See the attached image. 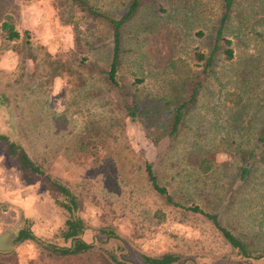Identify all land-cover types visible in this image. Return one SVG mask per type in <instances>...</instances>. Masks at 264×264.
I'll list each match as a JSON object with an SVG mask.
<instances>
[{
    "label": "rangeland",
    "instance_id": "1",
    "mask_svg": "<svg viewBox=\"0 0 264 264\" xmlns=\"http://www.w3.org/2000/svg\"><path fill=\"white\" fill-rule=\"evenodd\" d=\"M89 2L104 9L118 0ZM219 8V0L146 3L123 30L119 87L109 88L97 72L107 63L110 40L100 21L70 0H0V21L8 14L18 31L14 40L0 31V91L15 125L11 130L0 115V136L74 195L71 213L86 225L82 237L94 246L77 261L102 264L96 256L110 249L133 264H147L142 253L163 252L175 255L172 264H264V255H240L205 215L166 203L144 168L150 162L180 202L215 212L230 229L257 231L254 240L264 247V161L236 191L227 184L238 163L235 148L251 143L262 114L264 40L257 33L264 29V0H234L225 31L232 54L216 58L170 145L165 136L154 144L124 108L133 93L142 100L162 97L172 80L201 67L198 54L209 49ZM24 29L33 56L19 42ZM196 151L214 156L208 175L192 167ZM61 196L42 173L21 170L0 138V230L28 226L42 239L59 240L55 232L66 214L56 203ZM8 252L0 264H26L37 247L17 240Z\"/></svg>",
    "mask_w": 264,
    "mask_h": 264
},
{
    "label": "trees",
    "instance_id": "2",
    "mask_svg": "<svg viewBox=\"0 0 264 264\" xmlns=\"http://www.w3.org/2000/svg\"><path fill=\"white\" fill-rule=\"evenodd\" d=\"M70 1L82 11L83 15L100 21L106 27L110 39L108 44V59L105 66L98 67L97 72L99 73V78L106 84V87H119L115 73L121 59L123 30L127 25L132 23V19L146 3L153 2L154 0H118L116 4L111 5V3H109L108 7H105L106 9L91 5L89 0ZM233 3L234 0H219L220 12L216 17L215 23L211 27L209 49L206 53L198 54L199 58H203L200 68L190 70L176 80H172L168 85L169 91L164 93L162 97L158 96L155 99L149 97L142 100L136 93H133L128 103L124 104L126 113L131 118H136L141 122L145 135L149 137L154 144H157L158 140L164 136L167 138V141H169V145L172 143L184 124L187 111L195 103L199 89L207 76H209L212 71L214 72L213 66L216 62V58L220 53L226 58L231 56L232 49L225 44L230 42V39L225 37V31L230 19ZM140 24L142 28H145L146 23L141 21ZM0 31L7 39L14 40L18 37V31L13 28L8 14H5L0 21ZM23 32L19 42H22L33 56L27 29H24ZM257 34H261V38L264 40V29ZM51 63L55 62L52 60ZM56 64L57 63L53 66L57 68ZM243 100L244 99L238 94L236 105L240 106V110L244 107ZM261 106L262 114L260 120L255 125L251 143L245 147L235 148L238 155V163L233 170L232 178L227 183L228 188H233V191H236L239 185L251 179L252 173L257 167V162L264 161V104ZM159 118L162 119L159 120ZM0 138L4 143L6 152L16 155L21 170L28 169L30 172L42 173L48 181L54 185L56 190L62 194L61 198L58 199L56 203L59 207L64 208L66 212L65 217L55 232L59 239L57 241L38 237L28 226H20L17 228L15 236L17 240H31L37 247V252L27 259L26 264H86L82 261H77L75 258L81 254L88 253L94 246L91 242L86 241L82 237V232L85 230L86 225L79 217L71 213L72 209L77 204L74 195L64 184L52 178L47 172H44L36 162L29 158L25 150L18 144L8 139L6 135H1ZM196 154L195 159H193L194 161H191L192 167L198 174L205 173L208 175V170L211 171L215 166L214 156L206 153V151L204 155L199 151H196ZM144 168L149 185L160 194L166 203L193 212H199L208 217L216 229L221 233V236L231 247H235L240 255H264V251L261 253L257 252V250L264 248L258 247L255 241L256 239L254 240L257 231L252 234L250 231L236 229L235 227L230 229L219 222L215 212L203 210L197 204L186 205L180 202L166 190L164 185L159 183L150 162H145ZM198 179L200 178H195V180ZM200 181L204 182L203 179H200ZM228 191H230V189H228ZM26 220L27 219H24L25 222H27ZM101 231L106 235L115 236L114 232L109 228L101 229ZM59 241L61 242L59 243ZM9 254H12V252L0 253V258ZM140 257L141 261L147 264H172V261L176 258L175 255L168 252L157 255L142 253ZM95 259H100L102 264H133L125 259H118L110 249L101 252L100 256H96ZM12 263L15 264V262Z\"/></svg>",
    "mask_w": 264,
    "mask_h": 264
},
{
    "label": "water",
    "instance_id": "3",
    "mask_svg": "<svg viewBox=\"0 0 264 264\" xmlns=\"http://www.w3.org/2000/svg\"><path fill=\"white\" fill-rule=\"evenodd\" d=\"M6 96L3 91H0V107L4 108V111H1V117L6 125L14 130L13 122V111L11 110L10 101L8 96ZM16 230L14 227H7L0 230V253L10 251L17 243Z\"/></svg>",
    "mask_w": 264,
    "mask_h": 264
}]
</instances>
